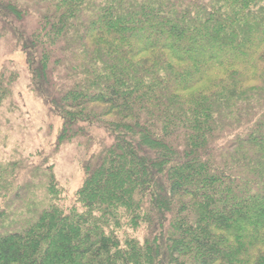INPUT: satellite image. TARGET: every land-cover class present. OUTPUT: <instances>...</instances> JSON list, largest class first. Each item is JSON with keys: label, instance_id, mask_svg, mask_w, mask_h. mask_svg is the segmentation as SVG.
<instances>
[{"label": "trees", "instance_id": "1", "mask_svg": "<svg viewBox=\"0 0 264 264\" xmlns=\"http://www.w3.org/2000/svg\"><path fill=\"white\" fill-rule=\"evenodd\" d=\"M0 43L84 169L0 158V264H264V0H0Z\"/></svg>", "mask_w": 264, "mask_h": 264}, {"label": "rangeland", "instance_id": "2", "mask_svg": "<svg viewBox=\"0 0 264 264\" xmlns=\"http://www.w3.org/2000/svg\"><path fill=\"white\" fill-rule=\"evenodd\" d=\"M0 43V69L6 63L13 64L19 72L14 86L13 99L17 109L4 111L0 129V158L23 157L29 161H40L49 156L57 181L62 187V201L71 203L84 179V169L80 153L74 143L56 147L55 141L61 126V117L48 115L44 103L27 87L28 69L25 54L20 50L8 52ZM2 111V114H3ZM119 236L131 235L142 240L139 228L123 227Z\"/></svg>", "mask_w": 264, "mask_h": 264}]
</instances>
